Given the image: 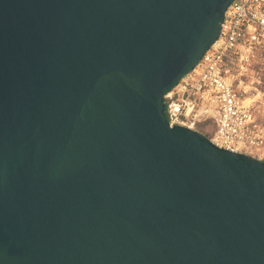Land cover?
<instances>
[{"label":"water","instance_id":"1","mask_svg":"<svg viewBox=\"0 0 264 264\" xmlns=\"http://www.w3.org/2000/svg\"><path fill=\"white\" fill-rule=\"evenodd\" d=\"M233 0H0V264H264V160L164 95Z\"/></svg>","mask_w":264,"mask_h":264},{"label":"built area","instance_id":"2","mask_svg":"<svg viewBox=\"0 0 264 264\" xmlns=\"http://www.w3.org/2000/svg\"><path fill=\"white\" fill-rule=\"evenodd\" d=\"M263 49L264 0H233L224 12L217 39L164 95L168 123L195 129L198 122L210 120L209 139L215 145L263 159L264 126L254 117L248 97L234 84L241 78L226 67L232 58L243 67Z\"/></svg>","mask_w":264,"mask_h":264},{"label":"rangeland","instance_id":"3","mask_svg":"<svg viewBox=\"0 0 264 264\" xmlns=\"http://www.w3.org/2000/svg\"><path fill=\"white\" fill-rule=\"evenodd\" d=\"M226 67L229 72L238 74L241 78V81L235 80L234 84L239 85L237 90L242 96L248 97L247 101L251 103L254 117L259 124L264 126V49L243 67L237 65L234 58L229 59ZM240 72H242L241 75ZM195 127L208 137L213 131V124L210 120L200 121Z\"/></svg>","mask_w":264,"mask_h":264}]
</instances>
